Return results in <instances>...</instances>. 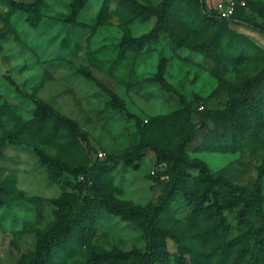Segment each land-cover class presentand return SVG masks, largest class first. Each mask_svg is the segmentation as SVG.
<instances>
[{"label": "rangeland", "instance_id": "374dc122", "mask_svg": "<svg viewBox=\"0 0 264 264\" xmlns=\"http://www.w3.org/2000/svg\"><path fill=\"white\" fill-rule=\"evenodd\" d=\"M33 1L0 0V264L29 258L42 235L57 225L59 204L73 211L88 197L102 202L94 231L84 240L72 234L69 248L56 250L51 264H86L94 251L113 249L130 252L123 263L129 264L147 249L144 230L108 204L149 208L164 196L170 199L160 224L171 231L170 257L157 264H177L182 246L198 253L189 264H254V241L243 251L235 239L250 224L260 226L258 220L240 222V207L225 206V188L204 195L198 170L179 174L149 142L176 146L190 134V119L200 106L224 109L261 73L250 94L264 111V33L244 23L208 24L197 0H178L169 17L171 31L161 30L139 49L129 38L151 31L157 18L142 21L137 15L162 0H86L75 16V0H45L36 23L16 5ZM237 1L243 19L264 25V0ZM163 60L169 88L158 80ZM41 105L75 120L86 138L67 128L53 131V122L39 127ZM248 126L235 151L201 148L206 129L196 132L186 150L214 176L259 187L264 210V176L258 174L264 119L250 113ZM217 135L218 130L206 139ZM126 152L134 158L119 161L100 182L84 179L82 171L96 161ZM41 153L59 162V176Z\"/></svg>", "mask_w": 264, "mask_h": 264}, {"label": "trees", "instance_id": "16d2710c", "mask_svg": "<svg viewBox=\"0 0 264 264\" xmlns=\"http://www.w3.org/2000/svg\"><path fill=\"white\" fill-rule=\"evenodd\" d=\"M178 0H162L154 7H145L140 9L141 14L137 18L142 21L150 17H156L157 21L154 28L144 33L140 37L129 38V42H136L137 47H144L151 37L158 34L161 30H169V17L171 11L175 7ZM214 0H197L199 11L203 20L208 24L228 25L230 23H244L255 30L264 33V25L255 22L251 19H243L240 14V7L233 18L225 19L218 16L216 11L211 7ZM45 0H34L30 3H18V8L28 12L29 18L36 23L39 19V11ZM86 0H75L72 4V15L78 14L84 6ZM172 35L175 34L172 32ZM212 46H207L209 50ZM165 69V60L159 67L158 80L162 86L169 88L170 84L163 76ZM90 75V73H88ZM262 75L249 78L241 88V96L233 98L224 109L203 108L197 110L195 115L191 117L193 129L187 137L181 140L172 148H159L157 145L149 142L151 148L161 158L171 162L175 170L183 175L186 169H196L199 172L200 181L206 186L204 195L208 192H216V187L225 188L227 196L225 198V206L228 208L240 207L238 210L239 221L249 223L250 217H255L260 226L253 227L250 224L248 230L235 239L241 243L243 251H247L249 241H254V264H257L264 258V210L263 198L259 187L250 188L248 186H240L229 179L221 176H214L205 161L199 158H192L186 150V146L191 141L198 130L206 129L208 134L214 131H220V135L215 136L214 140L208 141L205 139L201 142V148L205 150H220L223 152L235 151L242 146L238 142L239 137H244L250 129L248 126V115L252 113L256 120L264 119V111L253 100L250 94L251 85L255 84ZM113 100L119 107L124 108V101L117 95L113 94ZM37 125L41 128L48 126L49 122H53L52 129L57 131L60 128H67L72 135H86L80 131L77 122L73 119L55 115L54 110L49 106H40L35 118ZM142 137L146 138L145 131H142ZM230 147V148H229ZM42 159L48 163L55 176L61 174L58 170L59 162L50 159L46 154L41 153ZM134 158L133 152H126L117 159L109 158L105 161H96L89 168L84 169V179H93L95 182H100L105 175L111 172L119 161L124 160L127 163ZM61 169V168H60ZM259 176H264V159L258 167ZM203 195V196H204ZM169 197L164 196L160 202L151 205L149 208H141L128 204L112 203L108 204L107 208L114 214L119 215L126 220L135 221L143 230L147 239V249L129 264H157L166 262L170 253L167 249L166 239L171 236L170 229L163 227L160 224V218L165 211ZM3 199L0 194V206L3 205ZM201 202L197 201L196 206ZM102 205L101 200L96 197H88L83 200L82 205L77 210L66 211L63 204H59V209L56 210L57 225L49 232L42 235L39 245L35 252L20 264H51L53 255L56 250L69 248L70 237L74 233H78L80 238L90 235L95 229V214L96 207ZM183 247V248H182ZM181 254L177 257V264H189L191 260L199 259L198 253L189 250L182 246ZM186 250V252H185ZM131 256L130 252L119 249L108 251H94L86 264H123Z\"/></svg>", "mask_w": 264, "mask_h": 264}, {"label": "built area", "instance_id": "2783aa9c", "mask_svg": "<svg viewBox=\"0 0 264 264\" xmlns=\"http://www.w3.org/2000/svg\"><path fill=\"white\" fill-rule=\"evenodd\" d=\"M240 2L237 0H214L213 9L216 11L219 17L225 19H231L234 17ZM204 106H200L199 109H203Z\"/></svg>", "mask_w": 264, "mask_h": 264}]
</instances>
